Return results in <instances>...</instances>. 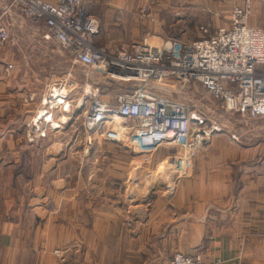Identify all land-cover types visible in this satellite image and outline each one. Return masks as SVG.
Listing matches in <instances>:
<instances>
[{
	"label": "crops",
	"instance_id": "crops-1",
	"mask_svg": "<svg viewBox=\"0 0 264 264\" xmlns=\"http://www.w3.org/2000/svg\"><path fill=\"white\" fill-rule=\"evenodd\" d=\"M84 1L87 12L98 21L95 44L119 48L140 40L189 41L202 35L200 27L209 31L228 27L232 8L243 0H164L156 5L149 4L150 0ZM248 23L264 31V0H251ZM182 29L187 32L178 34ZM189 29L197 35L191 38ZM103 89L108 90L104 98H109L111 88ZM1 91L0 75V112ZM1 117L2 113L0 143ZM263 121L264 117L250 121L249 144L223 135L214 137L210 148L194 160L191 177L180 180L161 201L158 214L162 215L151 219L155 222L152 230H144L140 223L131 225L123 211L121 216L98 211L94 201L83 205L87 211L82 213L81 201L76 198L74 211L66 218V208L71 205L59 195L54 211L41 216L31 209L29 215L26 213L28 228V221L41 220L40 233L30 226L21 239L15 230L23 217L0 220V264H28L37 259L36 255H42L43 264H168L175 252L192 255L200 249H204V263L219 259L220 264H264ZM1 154L0 150V158ZM67 222L73 223L70 228ZM75 225L80 231L86 226L84 237L100 238L99 246L92 241L86 263H82L81 255L76 257V251L71 258L60 248L66 243L67 228L75 232H69V237H78ZM39 237L41 243L37 244ZM53 238L61 239V243L54 244ZM98 251L101 256L94 261L92 254Z\"/></svg>",
	"mask_w": 264,
	"mask_h": 264
},
{
	"label": "built area",
	"instance_id": "built-area-1",
	"mask_svg": "<svg viewBox=\"0 0 264 264\" xmlns=\"http://www.w3.org/2000/svg\"><path fill=\"white\" fill-rule=\"evenodd\" d=\"M250 13L251 0H243L232 8L228 27L212 31L200 27L202 35L194 40L165 38L157 44L140 40L109 48L95 44L98 21L87 12L84 0H0V49L10 42V27L18 20L34 25L43 40L54 41L87 74L95 75L84 85L88 133L124 142L146 155L160 147H175L158 162L161 179L172 189L190 176L196 157L207 151L220 133L215 111L264 117V31L248 23ZM100 76L107 82L134 83L132 87L113 86L105 100L101 98ZM193 84L206 91L210 108L199 104L203 95L197 94L196 102L189 103L165 94L167 90L189 91ZM62 90L53 88L48 99L45 97L39 114L31 120L36 129L44 122L55 129L63 124L56 120L59 126L54 127L47 119L59 107L62 112L68 110L69 100ZM203 252H175L168 264L221 263L219 259L204 263Z\"/></svg>",
	"mask_w": 264,
	"mask_h": 264
},
{
	"label": "rangeland",
	"instance_id": "rangeland-1",
	"mask_svg": "<svg viewBox=\"0 0 264 264\" xmlns=\"http://www.w3.org/2000/svg\"><path fill=\"white\" fill-rule=\"evenodd\" d=\"M163 1L150 0L149 4L156 5ZM147 9L143 7V10ZM188 31L192 33L191 38L197 35L193 34L195 31L193 29ZM181 32L187 30L177 31L178 34ZM10 33V42L0 49L2 79L0 220L23 217L24 221H19V226L15 230L19 238L26 235V229L30 230V226H33L35 232L40 233L43 230L41 220L28 221V228L25 223L26 213L29 215L30 209L40 216L45 212H52L57 206V198L63 195L71 205V208H66V218L69 214L72 215L74 203L78 199L81 201L82 213L87 211L83 205L94 201V208L98 211H113L117 216H121L123 211L131 225L140 223L144 230H152L155 222L151 219L162 215L161 212L158 214L161 201L170 194V188H166L161 179L158 162L166 154L174 152L175 147H160L153 154L146 155L131 150L124 142L106 141L100 133L89 134L84 124L88 103L84 98V85L90 83L95 75L87 74L84 68L74 63L72 57L54 41L43 40L40 31L36 30L34 25L24 24L18 20L11 25ZM149 41L153 44L159 42ZM106 79L102 76L99 78L101 98L105 100L109 99L104 98L108 90L103 88L132 87L134 83L116 79L107 82ZM58 87L64 88L62 91L66 93L70 106L65 112L59 107L52 115L55 121L59 120L63 124L55 129L51 128L50 122H44L36 129L32 126V118L39 114L45 97L48 99L51 90L60 89ZM190 87L187 89L189 91L167 90L165 94L189 103L196 102L197 94L203 95L205 99L199 104H202V107H209L208 101L211 99L206 91L197 84ZM186 92L194 94L187 95ZM206 112L211 111L206 109ZM214 113L221 128L216 136L223 135L231 140L239 139L246 144L250 143L251 137L248 132L250 121L254 118L241 114L225 115L219 111ZM209 115L211 116V113ZM116 121L119 125H124L122 119L116 118ZM260 123L259 121L258 125ZM260 133L263 134L261 135L263 141L264 133ZM89 139L92 140L91 143ZM191 175L192 172L190 176L181 180ZM162 189H165L167 194H163ZM72 224L67 222V227ZM81 227L80 231L77 225L73 226V230L76 229L79 234L74 238L68 235L69 232H75L69 231L70 227L67 228L66 243L60 248L66 249L65 255L71 258H74L73 252L76 251V257L81 255L82 263H86L91 256L89 247L92 241L99 246L100 238L96 240L93 237H84L86 226ZM50 240H53L54 244L61 243V239L58 238ZM40 243L41 237L37 238V244ZM99 253L98 251L92 254L94 261H99L101 256ZM55 255L59 256V250H55ZM36 257L35 261L28 264L45 262L41 258L42 255Z\"/></svg>",
	"mask_w": 264,
	"mask_h": 264
},
{
	"label": "bare ground",
	"instance_id": "bare-ground-1",
	"mask_svg": "<svg viewBox=\"0 0 264 264\" xmlns=\"http://www.w3.org/2000/svg\"><path fill=\"white\" fill-rule=\"evenodd\" d=\"M46 114H47V113H46ZM46 114H45V115H46ZM47 119H48L49 121H51V123L53 124L54 127H58V126H59L58 122H56V121L53 119L52 116L48 117Z\"/></svg>",
	"mask_w": 264,
	"mask_h": 264
}]
</instances>
